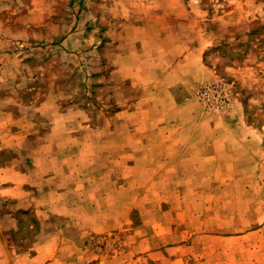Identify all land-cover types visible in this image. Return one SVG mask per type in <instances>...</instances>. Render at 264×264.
<instances>
[{
    "label": "rangeland",
    "instance_id": "374dc122",
    "mask_svg": "<svg viewBox=\"0 0 264 264\" xmlns=\"http://www.w3.org/2000/svg\"><path fill=\"white\" fill-rule=\"evenodd\" d=\"M168 24L212 75L188 96L244 112L209 156L168 139L181 128L128 122L142 92L170 87ZM0 55V122H16L31 200L0 203L11 245L54 264H264V0H0ZM216 83L228 103L207 105Z\"/></svg>",
    "mask_w": 264,
    "mask_h": 264
},
{
    "label": "crops",
    "instance_id": "0c3cea01",
    "mask_svg": "<svg viewBox=\"0 0 264 264\" xmlns=\"http://www.w3.org/2000/svg\"><path fill=\"white\" fill-rule=\"evenodd\" d=\"M156 28V31H160L156 35V43L164 41L162 34L165 31V38L169 36L175 38L180 47L172 52L170 63L164 64V60L160 64V59L157 60V64L162 66L165 74L171 77L170 87L149 88L142 92L137 101L140 104V110L135 108L136 101L131 105L128 104V122H150L151 126L155 127L181 128L180 136H169L168 138L174 140L173 143H179L177 148H180L184 153L204 152L208 154L206 156L212 155L214 151L218 150L213 145L219 138H225L227 142L226 135L231 129L245 131L243 128V126L246 127L244 112L238 104H235L233 111L229 114L207 113L195 98L188 96L193 84L198 79L200 81L212 79V75L206 71L202 62V49L197 47L194 41L192 43V40L174 33L176 28L173 24L160 27L157 25ZM143 37L142 35L140 38ZM133 40L136 43L141 41V44L145 42L139 38ZM1 57L0 55V61H2ZM4 68L5 64H0V84L5 81ZM138 110L140 118L136 119L133 114H136ZM6 111L0 107V117H4L7 113H13L10 110ZM15 123L0 122V203L8 200L11 202L12 208L19 209L20 207H29L31 200L30 197L27 200L20 199L22 192L20 178L22 174L25 175L24 169L16 166L12 161L20 155L19 140L17 143L15 142ZM242 139L244 136L239 137V140ZM224 155L226 156L227 153L224 152ZM228 157H232V155L230 154ZM44 251L49 250L41 246L22 250L20 247L11 245L7 234L0 228V264H22L21 260L25 259L30 260L26 264H54L49 260L50 257L42 255L45 254Z\"/></svg>",
    "mask_w": 264,
    "mask_h": 264
},
{
    "label": "built area",
    "instance_id": "2783aa9c",
    "mask_svg": "<svg viewBox=\"0 0 264 264\" xmlns=\"http://www.w3.org/2000/svg\"><path fill=\"white\" fill-rule=\"evenodd\" d=\"M212 93L214 96L216 95H219L222 97V99H224L223 103L224 104H227V100H226V95H225V92L221 89V85L220 84H212L211 86H206L205 88H203L201 90V92L199 93L200 94V98L202 100H204V102H206V104L208 105L207 103V95Z\"/></svg>",
    "mask_w": 264,
    "mask_h": 264
}]
</instances>
